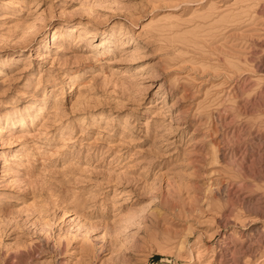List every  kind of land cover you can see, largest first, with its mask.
I'll return each instance as SVG.
<instances>
[{
    "label": "rangeland",
    "instance_id": "374dc122",
    "mask_svg": "<svg viewBox=\"0 0 264 264\" xmlns=\"http://www.w3.org/2000/svg\"><path fill=\"white\" fill-rule=\"evenodd\" d=\"M0 264H264V0H0Z\"/></svg>",
    "mask_w": 264,
    "mask_h": 264
},
{
    "label": "bare ground",
    "instance_id": "6f19581e",
    "mask_svg": "<svg viewBox=\"0 0 264 264\" xmlns=\"http://www.w3.org/2000/svg\"><path fill=\"white\" fill-rule=\"evenodd\" d=\"M8 160L7 159H5V163L7 162Z\"/></svg>",
    "mask_w": 264,
    "mask_h": 264
}]
</instances>
